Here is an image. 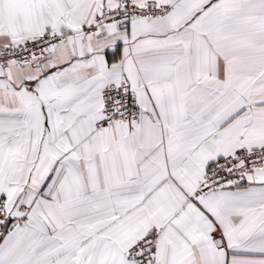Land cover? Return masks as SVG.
<instances>
[{"label":"snow or ice","instance_id":"1","mask_svg":"<svg viewBox=\"0 0 264 264\" xmlns=\"http://www.w3.org/2000/svg\"><path fill=\"white\" fill-rule=\"evenodd\" d=\"M0 264H264V0H0Z\"/></svg>","mask_w":264,"mask_h":264}]
</instances>
